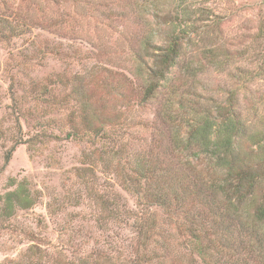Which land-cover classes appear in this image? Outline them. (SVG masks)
<instances>
[{
  "label": "trees",
  "instance_id": "1",
  "mask_svg": "<svg viewBox=\"0 0 264 264\" xmlns=\"http://www.w3.org/2000/svg\"><path fill=\"white\" fill-rule=\"evenodd\" d=\"M63 5L71 6V21H54L51 14L45 15L47 10L57 15ZM9 7L15 14H0V41L22 36L32 27L50 32L63 22L78 23L86 15L106 21L113 17L124 23L135 13L138 20L147 14L149 20L142 21L149 22L145 32L125 36L133 66L130 73L138 80L139 97H135L139 104L156 97L187 49L195 48L199 66L224 65L231 57L225 46L210 43L218 37L220 17L195 0H14ZM33 7L38 18L33 16ZM22 8L26 9L23 14ZM258 30L264 35V26ZM199 43L203 45L199 47ZM262 56L258 71L264 75ZM96 73L91 78L100 76ZM122 78L125 82L117 86L101 77L96 80L102 82L100 88L119 95L125 107L131 108L132 91L127 89L126 77ZM64 79L63 74H53L34 83L33 88H41L34 89L38 91L33 92L35 99L42 100L44 95L49 99L53 86L68 84L59 101L63 109L69 107L66 136L108 138L114 143L118 138L117 133L110 134L111 127L122 126L123 111L105 113V98L95 100L94 105L84 80L73 84L68 79L63 83ZM246 84L247 80L234 82L222 100L205 103L191 98L187 90L171 87L156 115L162 125L160 129L155 125L159 138L152 136L145 151L108 150L105 146L96 150L120 187L135 198V207H128L113 190H93L89 186L92 167L83 168L86 200L92 202L95 212L92 222L103 231L126 230V236L112 233L102 243L105 249H73L76 254L70 256L51 244L53 249L31 244L8 263L264 264V113L256 122L243 118L239 95ZM49 124L46 119L36 125L42 131ZM41 136H45L43 132ZM12 150L5 154V163ZM76 195L77 200L82 199L81 194ZM36 199L19 184L3 195L1 211L10 217L17 208H32ZM73 240H68L69 247Z\"/></svg>",
  "mask_w": 264,
  "mask_h": 264
},
{
  "label": "rangeland",
  "instance_id": "2",
  "mask_svg": "<svg viewBox=\"0 0 264 264\" xmlns=\"http://www.w3.org/2000/svg\"><path fill=\"white\" fill-rule=\"evenodd\" d=\"M195 3L209 7L220 17L218 37L210 43L225 46L231 55L229 61L219 66H199L195 48L187 49L156 97L143 104L136 101L138 80L130 73L133 66L125 36L145 32L149 22L142 21L149 20L147 14L138 20L135 13L124 23L113 17L106 21L86 15L78 23L73 21L74 25L63 22L50 32L32 27L22 36L0 41V264H9V259L20 257L31 244L48 249L55 246L54 249L70 256L76 254L73 249H105L102 243L112 233L120 232L122 238L128 234L122 229L111 232L95 227L91 219L95 212L92 202L86 200L88 189L83 185L82 169L92 167L89 186L93 190L100 193L113 190L128 207L134 208L135 198L120 187L116 175L105 167L106 162L96 150L105 146L145 151L152 136L159 138L156 128L162 125L156 115L171 87L187 90L199 103L218 102L234 82L247 80L239 95L243 118L256 122L264 113V75L258 71L264 54V35L258 30L264 26V0H195ZM13 4L14 0H0V14L14 15L15 11L9 7ZM71 10V6L63 5L57 15L50 10L45 15L51 14L54 21H71L68 16ZM25 11L21 9L22 14ZM32 11L38 18L36 7ZM202 45L199 43V47ZM95 72L100 75L96 77L107 79L112 86L125 82L124 75L129 84L127 89L132 91L131 108L125 107L119 95L100 88L102 82L91 78ZM53 74H63L66 78L63 83L67 79L73 84L84 80L85 87L91 88L87 95L94 105L95 100L105 98V113L123 111L122 126L111 127L110 134L117 133L118 138L114 143L108 138L66 136L69 107L63 109L59 101L69 85L53 86L49 99L44 95L37 100L33 93L35 88L41 89L33 88L34 83ZM46 119H50V124L40 131L36 124ZM42 132L45 136H41ZM11 149L10 159L5 163V154ZM19 184L30 189L37 201L32 208H17L6 217L1 211L2 197ZM76 194H81L82 199L77 200ZM157 212L161 217L162 213ZM70 238L74 239L72 247L67 243ZM24 260L29 262L28 258Z\"/></svg>",
  "mask_w": 264,
  "mask_h": 264
}]
</instances>
